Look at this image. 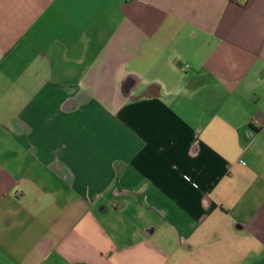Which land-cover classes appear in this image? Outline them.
Here are the masks:
<instances>
[{
	"label": "crops",
	"instance_id": "crops-1",
	"mask_svg": "<svg viewBox=\"0 0 264 264\" xmlns=\"http://www.w3.org/2000/svg\"><path fill=\"white\" fill-rule=\"evenodd\" d=\"M0 264H264V0H0Z\"/></svg>",
	"mask_w": 264,
	"mask_h": 264
}]
</instances>
